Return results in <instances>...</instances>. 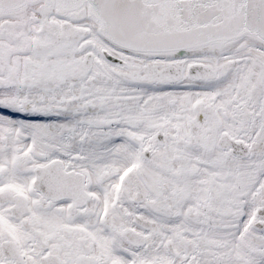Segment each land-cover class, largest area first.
I'll return each instance as SVG.
<instances>
[{"label":"snow or ice","instance_id":"6c2138e0","mask_svg":"<svg viewBox=\"0 0 264 264\" xmlns=\"http://www.w3.org/2000/svg\"><path fill=\"white\" fill-rule=\"evenodd\" d=\"M0 264H264V0H0Z\"/></svg>","mask_w":264,"mask_h":264}]
</instances>
